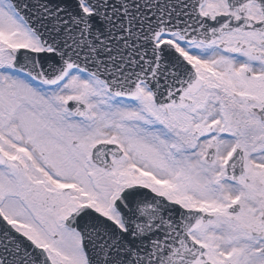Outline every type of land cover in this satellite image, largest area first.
Listing matches in <instances>:
<instances>
[{"label": "snow or ice", "instance_id": "snow-or-ice-1", "mask_svg": "<svg viewBox=\"0 0 264 264\" xmlns=\"http://www.w3.org/2000/svg\"><path fill=\"white\" fill-rule=\"evenodd\" d=\"M0 264H264V0H0Z\"/></svg>", "mask_w": 264, "mask_h": 264}]
</instances>
